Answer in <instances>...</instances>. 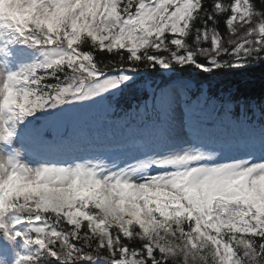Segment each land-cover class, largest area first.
<instances>
[{
  "label": "snow or ice",
  "instance_id": "obj_1",
  "mask_svg": "<svg viewBox=\"0 0 264 264\" xmlns=\"http://www.w3.org/2000/svg\"><path fill=\"white\" fill-rule=\"evenodd\" d=\"M256 65L264 0H0V264H264V98L180 75Z\"/></svg>",
  "mask_w": 264,
  "mask_h": 264
},
{
  "label": "trees",
  "instance_id": "obj_2",
  "mask_svg": "<svg viewBox=\"0 0 264 264\" xmlns=\"http://www.w3.org/2000/svg\"><path fill=\"white\" fill-rule=\"evenodd\" d=\"M184 78L194 81L196 88L201 84H210V92L213 95H228L231 94L240 104L245 102V99L259 103L264 98V67L260 65L254 66L253 70L245 77L239 78L228 73L217 74L215 77H205L204 74H196L194 71H185L180 73ZM148 78L153 81V86L163 87L168 83L166 77H162L158 72L148 70ZM143 79V78H142ZM240 81L238 84L237 82ZM239 88V91L237 90ZM132 99H122L120 104L127 107ZM239 106L236 111L239 112Z\"/></svg>",
  "mask_w": 264,
  "mask_h": 264
},
{
  "label": "rangeland",
  "instance_id": "obj_3",
  "mask_svg": "<svg viewBox=\"0 0 264 264\" xmlns=\"http://www.w3.org/2000/svg\"><path fill=\"white\" fill-rule=\"evenodd\" d=\"M57 131L63 134L62 126H57ZM73 143L85 148L79 154L84 156L104 152L110 143L119 137L117 128L107 123L101 114H85L79 121L71 125ZM119 162V161H118Z\"/></svg>",
  "mask_w": 264,
  "mask_h": 264
}]
</instances>
